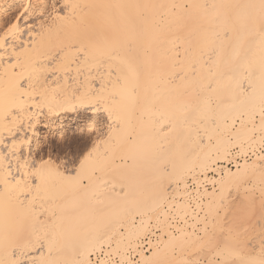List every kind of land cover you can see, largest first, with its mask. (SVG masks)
Wrapping results in <instances>:
<instances>
[{
  "label": "bare ground",
  "instance_id": "obj_1",
  "mask_svg": "<svg viewBox=\"0 0 264 264\" xmlns=\"http://www.w3.org/2000/svg\"><path fill=\"white\" fill-rule=\"evenodd\" d=\"M3 1L10 7L3 13L0 11V27L18 9L21 10L20 16L28 13L33 22L7 38L0 36V264H93V257L102 253L106 255L105 252L108 254L101 264H132L125 254L127 246L134 242L135 248V241L145 235L152 221H160L162 234L149 253L140 250V246L134 249L139 257L138 264H192L181 253L189 246L197 248L207 245L216 249L208 264H235L234 257L240 258L239 264H263L256 246L248 247L236 243L238 238L233 240L231 236L227 238L229 235L222 236V218L220 220L219 214L221 210L223 212V205L231 191H251L252 184L264 192V161L260 160L264 156L257 154L252 160L245 159L235 169L218 166L220 170H214L218 177L214 179L217 185L214 190L202 186L205 182L202 177L195 180L193 177L197 174L207 175L215 165L228 162L233 156L234 146H238L240 151L237 152L245 156L249 150L254 151L264 143V34L260 33L264 0H65L68 7L62 15L55 10L56 0H33L36 8L31 7L34 6L31 0H0V3ZM73 48L82 52L83 56H78L79 60L76 56L80 54H75ZM157 67L163 69L162 77L155 85H151L150 75ZM100 68H105L107 75L112 72L111 69H116L120 79L115 77L116 80L113 78L114 81L106 82L105 86L93 85L91 77L95 72H89ZM71 71L84 74L80 82L78 80L71 84L67 80L66 75ZM168 74H171V78ZM95 85L99 89H95ZM175 87L179 89L177 103L174 99L177 92L173 91L177 90ZM162 92L165 103L169 102L170 105L162 119L167 132L161 136L162 157L159 159L161 162L162 158V163L169 168L165 170L163 167L166 166L163 165L160 169H154V172L151 170L155 178L160 180L153 187L155 190L160 189L162 180L174 185L173 200L168 202V208H176L174 212L177 219H191H186L184 226L176 227V232L170 231L166 224L168 214L161 209L167 196V188L163 187L156 191L157 195L150 196L152 200L148 204L137 201L143 198L140 192L137 195L135 191L136 198L121 194L131 199L114 212L113 218H117L118 222H112L113 225L108 222L110 225L105 231L96 230L91 232L92 236L88 233V238L81 236L78 240L73 239L81 233H76V227L72 230L74 233H69L73 237L62 234L66 239L72 238L67 239L71 242L58 236L65 229L63 221V224L56 226L59 232L54 230L55 226H51L52 238L48 235L52 229H48L45 235L48 239L44 242L16 241L17 234L11 235L10 230H18L21 223L16 221L18 217L15 220L11 218L14 209H18L15 211L17 213L21 208L24 209V205L30 206L41 201L39 197L52 193L54 198L56 193L58 197V194H73L82 196V199L90 198L91 193L100 187L101 175L108 172L105 171L107 167L112 169L114 177L124 179L123 170L131 169L134 162L120 157L126 153H129L127 157L130 156L136 144L141 143H138L140 140H144L145 148L149 144V130L145 135L140 134V137L136 134L138 129L134 132L136 137L132 131L139 126L137 121L141 123L146 116L151 118L153 102L160 98ZM96 102L104 104L110 119H115L111 123L115 125L109 127L108 140L118 146L113 147L119 149L115 151L116 158L115 154L100 157L101 160L95 157L88 169L85 163L78 164L72 157L59 161L52 158L42 160L40 152L43 146L40 142L29 148L32 139L39 138L42 130L48 131L58 123L78 124L84 114L74 109L80 107L89 110V106ZM95 108L90 112L95 113ZM136 111L139 114L137 117L134 114ZM255 131L261 132V137L253 138ZM100 136V132L96 133L93 141H100ZM120 150L125 153L121 154ZM95 153L94 156L100 155L98 151ZM160 153L157 156H161ZM155 159L152 164L148 151L149 163L145 160L148 166L153 168L152 165H159L158 157ZM136 161L139 165V160ZM95 170H98L97 173ZM134 171L138 172V169ZM190 177L198 186L194 195L199 201L196 211L202 205L205 207L201 218L200 212H195V215L189 210L186 201L192 196L187 182ZM131 178L137 179V184L142 180L140 174L139 177L126 179ZM103 179L105 182L108 178ZM112 179L111 182L118 184L119 181L114 182L116 179ZM138 186L136 190L141 187ZM109 193L103 191L105 196L108 194L112 199V191ZM116 198L120 201L118 196ZM250 200L252 202L253 198ZM114 204L115 200L112 206ZM91 205L88 204V207ZM67 214L63 217H67ZM259 215L264 216V206ZM136 216L141 218L138 224L134 223ZM19 220L21 222L22 219ZM191 221L203 222L201 232L204 237L195 233L193 229L196 224ZM11 222L18 224L13 225ZM207 226L210 228L209 233ZM121 228L126 230L124 238L120 233ZM228 231L231 233V228ZM9 235L15 241L11 237L9 240ZM112 235H117V239L113 238L116 239L113 242L115 246L111 243ZM111 245V251L103 250L105 252L99 254L103 247ZM243 249L245 253L240 252Z\"/></svg>",
  "mask_w": 264,
  "mask_h": 264
},
{
  "label": "rangeland",
  "instance_id": "obj_2",
  "mask_svg": "<svg viewBox=\"0 0 264 264\" xmlns=\"http://www.w3.org/2000/svg\"><path fill=\"white\" fill-rule=\"evenodd\" d=\"M6 1H3V2H1L0 3V11L3 13V12H5L6 10H7V8H9L10 6H9V4L7 3ZM31 3L32 4H34V6H31L32 8H36V3L33 1V0H31ZM65 3V4H64ZM55 5H56V8H55V10H57V13H59V14H64L65 13V11H67V9H66V7H68V5H67V3L65 2V0H56V2H55ZM9 6V7H8ZM60 6V7H59ZM63 7H65V8H63ZM82 8H83V6H82ZM66 9V10H65ZM80 9H81V7H80ZM20 9H18L17 11H15L14 13H16V14H13L12 16L10 15V17H8V18H6L5 19V23H3L4 25H2V27H0V36L1 37H9V36H11L12 34H15L16 32H19V30H21V28L22 29H24L25 28V26H27L29 23H32L33 22V20H31V18H29L30 16L28 15V13H26L27 14V16H25L26 14H23L22 16H20L19 14H20ZM49 11H51V8H49ZM0 12V13H1ZM18 16H20V17H18ZM25 16V17H24ZM29 16V17H28ZM27 17V19H25ZM16 18H17V20H16ZM263 19H264V17H263ZM263 19H261V22H262V24L260 23V25H261V29H260V33L261 34H264V20ZM13 20V21H12ZM28 20V21H27ZM30 21V22H29ZM32 21V22H31ZM25 22H28V23H25ZM24 23V24H23ZM6 25V26H5ZM21 25H22V27H21ZM25 25V26H24ZM259 25V26H260ZM16 28H18V29H16ZM18 30V31H17ZM263 37H264V35H263ZM130 48L131 47H133V46H129ZM74 48L75 49H77V47L76 46H74ZM73 48V49H74ZM130 48H127V49H129V50H131ZM74 49V50H75ZM76 51V52H75ZM75 51H73V52H75V54L77 53V54H80V55H77L76 56V58H77V60H79V57L78 56H80V58L83 56V54H82V52L80 51V50H75ZM138 68V67H137ZM158 68V67H157ZM155 69L154 68V70H155V72L153 71V74L152 75H150V77H151V81H152V84L151 85H155V83L157 82V80L160 78V77H162V70L163 69ZM101 69V68H100ZM98 70L97 69V71H95V69H92L91 71L92 72H89L90 74L91 73H93V70H94V72H95V74L93 75V77H91V81H92V83H93V85L94 84H97V86L99 87V86H101V85H103V86H105L107 83H109V81L110 82H112V79L114 78L115 80L120 76L119 74L118 75H116V72H115V70L116 69H111V73L110 74H108L107 75V73L105 72L106 70H105V68L103 69H101V70ZM145 70V68H143L142 67V70ZM104 70V71H103ZM123 70V69H122ZM142 70H140V71H142ZM100 73H99V72ZM101 71H103V72H101ZM165 71V70H164ZM75 72V71H74ZM73 71H71V72H68V74L66 75V77H67V80H69V82L72 84V83H75L76 81H78L79 80V82H80V80H81V78L83 77V73L81 74V73H74ZM105 72V73H104ZM161 74H160V73ZM103 73H104V75H105V78H104V75H103ZM177 74H178V71L176 72ZM72 74V75H71ZM73 74H75V75H73ZM80 75V76H78V75ZM89 74V75H90ZM172 74V73H171ZM171 74H168L167 76L169 77V78H171L172 76H173V74L171 75ZM77 75V76H76ZM82 75V76H81ZM99 75V76H98ZM114 75V76H113ZM169 75H171V77L169 76ZM176 75V74H175ZM174 75V76H175ZM70 77V78H69ZM76 77V78H75ZM106 77H108V78H106ZM115 77H117V78H115ZM76 79V80H75ZM93 79V80H92ZM114 79H113V81H114ZM119 79H120V77H119ZM71 80V81H70ZM96 80V81H95ZM101 81H103V82H101ZM154 81V82H153ZM107 82V83H106ZM97 86L95 85V89H99V88H97ZM176 88V87H175ZM177 90H173V91H177L175 94L176 95H174L176 98H174V99H176V103L179 101V94H177V93H179L178 92V87L176 88ZM159 90H157V92H158ZM161 92V91H160ZM158 94H160V93H158ZM163 94V92L160 94V98L158 97V100L156 99V101H154L153 102V105H152V110H151V112H152V114H151V118H149L148 119V117L146 116V118H145V120H140L141 121V123L139 122L138 123V121H137V123L136 124H138L139 126H135L136 128H134L133 129V131H132V135H133V133L135 132V129H136V131H137V129L139 130V131H137L136 132V134L137 135H139V137H140V134L142 135V134H146V132L149 130V134L148 135H151V137H150V142H149V144L147 145V146H150V147H147L146 146V148L144 147V144H145V142H144V140H140L138 143H140V144H136V146L137 147H135L134 148V152H132L131 154H130V156H128L127 157V155L129 154V153H126V154H123L124 156H122V157H120V158H125V159H127L128 161H133L134 162V166L131 168V169H129V170H123L124 172H122V175L123 176H125L124 177V179L122 178V180L120 179V178H117V177H114V173H113V171H112V169L110 168H108L107 167V170L105 169V171H108L106 174L105 173H103V175H101V177L98 175V178H101L100 179V182H101V180H102V183H101V185H100V187L98 188L97 187V191L96 192H93V194L91 193V197L90 198H87V197H85L84 199H82V196L80 197H78V196H76V195H71V196H67V195H65V194H62V195H60V194H58L59 195V197L57 196V193H56V196H55V198H54V196L52 197L51 195L53 194H49V195H47V196H43V197H39V199H41V201H37L36 203H33L32 205H28L27 207L24 205V209L23 208H21V207H19V208H21L17 213L15 212L16 210H18V209H14V211H13V214L11 213V218H13L14 220L18 217V219H16V221L18 220V222H19V224L21 225H19L20 226V228H19V226H18V230H15V229H11L10 231H11V235H12V233L13 234H17V236L19 237H16L15 239H17L16 241H21V242H27V241H33V242H44V241H46V239H48L47 238V236H45V235H47L48 233H47V231H48V229L50 230V229H52V230H50L49 232V234L48 235H50L51 237H49V238H52V234H53V228L52 227H54V230L56 231L57 229H56V226L57 225H60V224H63L64 223V225H65V229L63 228V230H57L60 234L58 235V236H62L61 238H64L63 236L64 235H62V234H64L65 233V236L66 235H68L69 233H74L73 231H74V228L76 227L77 228V230H75L76 231V233H80V234H78V235H76V237L74 236V238L73 239H77L78 240V237H81L82 236V238L85 236L86 237V235L89 233L90 235H91V232H93L94 233V231H96V230H99V231H101V232H103V230L105 229H107L108 227H109V225L111 224V225H113V224H115V223H117L118 222V219L117 218H113V217H115L114 216V212H117V211H119L120 210V208L122 207V204L123 205H125L126 203H128V201H130V199H131V197H129L130 199H128V198H126L125 196H123V195H121V194H124V195H126L127 197H128V195H132V196H134L133 198H136V192L135 191H137V195H140L139 194V192L141 193V196L143 197H141V196H139V198L141 197L142 199H136L137 201H139L140 200V203H141V201H142V203H146V204H148L152 199V196H155V195H157L158 193H156V191L157 190H160L161 188H163V187H166L167 188V191H166V193H167V196H166V199H165V201H164V204H163V206L164 207H161V209L162 210H165L164 212L165 213H167L168 214V219H167V221H166V224H167V227L169 228V229H171L172 228V225L170 224L171 222H173L174 221V219L173 218H175L176 217V215H175V210L174 209H176V208H174V209H169L168 207V202H170V200L172 201L173 199V197H171V196H173V192H174V185L172 186V185H170V183L169 182H166L165 180L163 181L162 180V185H160L161 187H160V189H157V190H155V188L153 187L154 186V183H156L157 182V180L158 181H160L159 180V178L157 179V178H155V174H152V172H151V170L154 172V169H160V168H162L163 167V165L164 166H166V164L165 163H162L163 162V159L161 158V162H160V157H162V152L160 153V151H161V146L163 145V144H161V142H162V140H163V137H161L162 135H164L166 132H167V126L164 124V123H162V119L164 120V114L165 113H167V111H168V108H169V105L170 104H168V103H165V97H164V95H162ZM163 96V97H162ZM156 97V96H155ZM154 97V98H155ZM173 98V97H172ZM97 104V105H96ZM102 103H100V102H96L95 104H91L90 106H89V110L87 109H84V108H80V107H77L76 109H74L75 111H77V112H80L81 114H84V118L82 119V121H80V122H78V124L77 123H75V124H71V125H67L68 123H64V124H60V123H58L54 128H51V129H49L48 131H45V130H42L41 131V135H40V137L39 138H37V139H32V143L30 144V147L29 148H32L36 143L38 144L39 142L40 143H42V146L43 147H41V152H40V154H41V158H42V160H47V159H49V158H52V159H54V160H57V161H59L61 158H70V157H72V158H74V159H76V163H78V164H81V162H83V163H85V167L87 166V168L89 169V168H91V162H94L95 161V157L96 158H100V157H103V156H105V157H107L108 155H114L115 156V158H116V153H115V151L117 152V151H119V149L117 150L116 148H118V146L115 144V143H113L112 141H109L108 140V137H109V127H112V125H115V124H111L113 121H115V119H110L111 117H110V115H109V112H107V110H106V107H104V104H102ZM94 107H96L95 108V113H92V112H90L91 111V109L92 108H94ZM165 108H167V109H165ZM138 112L136 111L134 114L136 115ZM158 113V114H157ZM139 114H137L136 115V117L138 116ZM134 116V115H133ZM140 117V116H139ZM134 118V117H133ZM135 120V119H134ZM143 122H146V123H148V124H145V123H143ZM132 123H135L133 120H132ZM144 124V125H143ZM256 124H258V123H256ZM143 125V126H142ZM152 125V126H151ZM89 126H91V127H94L96 130L94 131V132H85L84 131V129H86L87 127H89ZM142 126V128H140ZM144 126H147V127H145L144 128ZM153 126H155V128L153 127ZM133 127H134V125H133ZM142 129V131L140 130V129ZM146 128H147V130H146ZM149 128V129H148ZM145 129V130H144ZM156 129V130H155ZM102 130V131H101ZM101 133V136H100V141H98L99 142V145H98V142H96V141H93V137L96 135V133ZM105 132V133H104ZM109 132V133H108ZM152 132V133H151ZM135 133H134V137H136L137 135H136ZM261 132H259V131H255L254 132V135H253V138H258V137H261ZM144 138V137H143ZM140 139V138H139ZM142 139V138H141ZM159 139V140H158ZM137 140H138V138H137ZM161 141V142H160ZM111 143V144H110ZM160 143V144H159ZM69 144H71L72 145V147L71 148H69L68 147V145ZM99 146V147H98ZM264 146V143L263 144H261V145H259V146H257V147H263ZM113 147H116L115 149L113 148ZM141 147H143V148H141ZM237 147V148H236ZM110 150H109V149ZM101 149H102V151H101ZM135 149H136V151H135ZM233 149L236 151V150H239V148H238V146H234L233 147ZM232 149V151H234ZM114 150V151H113ZM142 150V151H141ZM149 151V153H150V156H151V161L150 162H152V164L154 163L153 161H156L157 159H155L154 160V158H156V157H158V163H159V165L157 164V166H159V168H155V167H157L156 165H152V164H150V165H152V167L153 168H151V166H148L149 164H147V162L149 161L148 160V151ZM99 152L100 153V155L97 157V156H94L96 153L95 152ZM124 150H122V152H121V150H120V152H121V154L122 153H125V151L123 152ZM137 151H139V152H137ZM240 151V150H239ZM249 151H251V150H249ZM109 152H110V154H109ZM112 152V153H111ZM137 152V153H136ZM94 153V154H93ZM136 153V154H135ZM160 153V155L161 156H157V154H159ZM89 154H91V155H93V157L92 156H90ZM118 154H120V153H118ZM117 154V155H118ZM120 154V155H121ZM232 154H233V152H232ZM98 155V154H97ZM102 155V156H101ZM112 155V156H113ZM119 156V155H118ZM118 156H117V159H118ZM66 158V159H67ZM142 158H144V159H142ZM94 159V160H93ZM132 159V160H131ZM99 160H101V158L99 159ZM136 160H139L138 161V163L140 162V163H145V164H147V165H145V164H140L139 163V165L137 164V161ZM147 162H146V161ZM252 160V159H251ZM261 161H264V159L262 158V159H260ZM78 161V162H77ZM142 161V162H141ZM250 162H252V161H250ZM149 163V162H148ZM157 163V162H156ZM138 166H137V165ZM141 165V166H140ZM218 166H222L221 165V163H219L218 165H215L214 167H213V169L212 170H210L208 173H207V175H202V174H197V175H195V177H193L194 178V180L195 179H201V177L205 180V181H209L210 183H211V187H206L208 190H214L215 188H217V185H216V183L214 182V179H217L218 177H217V175L215 174L216 173V171H214L215 169H218V170H220V168H218ZM95 167V166H94ZM94 167H92V168H94ZM129 168V167H128ZM143 168H144V171H143ZM148 168V169H147ZM151 168V169H150ZM165 170H167L169 167H163ZM87 169V170H88ZM137 170L138 169V172L137 171H134V170ZM145 169H146V171H145ZM140 170V171H139ZM97 171L98 170H95V173H97ZM148 171H149V173H148ZM151 172V173H150ZM145 173L147 174L146 176H144L145 175ZM105 174V175H104ZM139 174L141 175V178H142V180H144L145 179V181L143 182L142 180H141V178H140V182H142L141 183V185H139V183L137 184V182H138V180L136 179H126V178H128V177H139ZM108 175V176H107ZM149 175H152V176H154L153 178H152V176H149ZM143 176V177H142ZM205 176V177H204ZM103 177L105 178H108L107 180H105V182L103 181L104 179H103ZM109 177H111V178H109ZM149 177V178H148ZM208 177V178H207ZM112 178H114V179H116V180H114V179H112ZM148 178V179H147ZM191 178L192 177H190L188 180H187V182L189 181V180H191ZM192 178V179H193ZM111 179L112 180H114V182H116V181H119L118 182V184L120 183V185H118V184H114L113 183V181L111 182ZM122 181V182H121ZM133 181V182H132ZM136 181V182H135ZM155 181V182H154ZM214 182V183H213ZM121 183L123 184V185H121ZM158 183V182H157ZM160 183V182H159ZM168 183H169V186H168ZM100 184V183H99ZM150 184V185H149ZM248 185H249V182L247 183ZM109 185V186H108ZM141 186V187H139V186ZM252 184H250V187H251V191H250V189L247 191H244V190H238V191H231L230 192V194H228V196H227V199H226V201H225V204L223 205V207H225L224 209H223V212H222V210L220 211V214H219V217H220V220H221V218H222V220H221V225L223 226V228L221 229V231H222V236L224 235L225 237H227L228 235V237L227 238H229L230 236V239L233 237V240H235L236 238H238V239H236L235 241H236V243H241L242 245H244L245 244V246H248V247H252V245L255 247H257V250H258V252H259V256L262 258V262H263V264H264V216L263 217H258V216H260L259 214H260V212H261V208L264 206V204H263V201H264V192H263V190H261V189H257L255 186L253 187V185L251 186ZM104 186V187H103ZM108 186V187H107ZM137 186L139 187V190H136L137 189ZM150 186L151 187H153V188H151V189H149L150 188ZM181 185H179L178 187H180ZM214 186V187H213ZM111 187V188H110ZM170 187V189H168ZM127 188V189H126ZM159 188V187H158ZM260 188V187H259ZM113 189V190H112ZM116 189V190H115ZM146 189H147V191H146ZM154 189V190H153ZM123 190V191H122ZM134 190V191H133ZM253 190V191H252ZM103 191L104 192H110L111 193V191H112V196L114 195V197H115V199H114V197H112V199H111V197L110 196H108V194H107V196H105L104 194H103ZM131 191V192H130ZM146 191V192H145ZM261 191V192H260ZM149 192H151V193H149ZM154 192V193H153ZM263 192V193H262ZM68 193V192H67ZM109 193V194H110ZM127 193V194H126ZM130 193V194H129ZM191 193H193V192H191ZM246 193V194H245ZM250 193V194H249ZM69 194V193H68ZM71 194V193H70ZM103 194V195H102ZM65 195V196H64ZM121 195V196H120ZM194 195H196V194H194ZM248 195H251V196H249L248 197ZM87 196H90L89 194L87 195ZM101 196V197H100ZM105 196V197H104ZM118 196V198L120 199V197H122L125 201H123V199H120V201L119 200H117V197ZM120 196V197H119ZM150 196H151V198H150ZM244 196V197H243ZM253 196V197H252ZM67 197H69V198H67ZM110 197V199L108 200V198ZM147 197H149V199L147 198ZM253 198V200L254 199H256V200H252V202H251V200L250 199H252ZM64 198H67V199H65V202L63 203V204H61L64 200ZM100 198H102V199H100ZM105 198V199H104ZM132 198V200L133 201H135V199H133ZM137 198H138V196H137ZM193 198V199H192ZM259 198V199H258ZM23 199H25V197H23ZM98 199V200H97ZM195 199V200H194ZM246 199H247V202L249 203H247L246 202ZM26 200V199H25ZM102 200H104L105 202L103 203L102 202ZM115 200V204L112 206V204H113V201ZM250 200V201H249ZM117 201H119V203L118 204H116V202ZM187 201V203H188V206H189V210H191L192 212H193V214H195V215H197L199 212H200V215H199V217L202 215V213L204 214V211H205V207H204V205H202L201 206V208H200V210L198 209V211H193V209H192V207H194L195 208V210H197V202H199V201H197V198H196V196H195V198L193 197V196H190L189 198H188V200H186ZM42 202V203H41ZM59 202V203H58ZM88 202V203H87ZM124 202H125V204H124ZM148 202V203H147ZM237 202V203H236ZM246 202V203H245ZM255 202V203H254ZM260 202V203H259ZM38 203V204H37ZM40 203V204H39ZM103 203V204H102ZM196 205H195V204ZM230 203H231V205H230ZM239 203V204H238ZM81 204V205H80ZM88 204L89 205H91V206H89L88 207ZM100 204H102V206L100 205ZM193 204H194V206H193ZM200 204V203H199ZM234 204V205H233ZM236 204H238V205H236ZM259 204V206L257 207V205ZM67 205V206H66ZM85 205H87V208L85 207ZM97 207H96V206ZM109 205H111L110 206V208H109ZM116 205H118V207H116ZM121 205V206H120ZM230 207H229V206ZM233 205V206H232ZM245 205H246V207H245ZM249 205V206H248ZM255 205V206H254ZM33 206V207H32ZM53 206H55V207H53ZM83 206V207H82ZM100 206V207H99ZM238 208H237V207ZM262 206V207H261ZM11 207V206H10ZM35 207V208H34ZM79 207V208H78ZM106 207V208H105ZM233 207H234V209H233ZM249 207V208H248ZM253 207V208H252ZM5 208H7L6 206H5ZM60 208V209H59ZM95 208V210H93ZM104 208V209H103ZM117 208V210H115ZM236 208V209H235ZM251 208V209H250ZM254 208L255 209H257V210H254ZM29 210V212H28V210ZM71 209H73V211L76 213V215H75V213H73V211L71 210ZM77 209H79L78 211H77ZM88 209V210H87ZM92 209V210H91ZM252 209H253V212H252ZM259 209V210H258ZM10 210V209H9ZM27 210V211H26ZM76 210V211H75ZM114 210V211H113ZM224 210L225 211H227V212H224ZM20 211H22V212H20ZM24 211H26V213L24 212ZM81 211H82V213H81ZM90 211H93V212H90ZM102 211V212H101ZM113 211V212H112ZM246 211V212H245ZM258 211H259V213H258ZM173 212V213H172ZM195 212H197V214L195 213ZM236 212V213H235ZM252 212V213H251ZM256 212V213H255ZM22 213V214H21ZM68 213V214H67ZM71 213V214H70ZM101 213V214H100ZM112 213V214H111ZM229 213H230V217H229V219H228V215H229ZM237 213H239V214H237ZM248 213V214H247ZM251 213V215H249ZM10 214V213H9ZM60 214H62L61 215V217H60ZM66 214H67V217H63L64 215L66 216ZM70 214V215H69ZM73 214V215H72ZM228 214V215H227ZM231 214H232V216H231ZM234 214H235V216H234ZM255 214V215H254ZM58 215V216H57ZM97 215V216H96ZM111 217H110V216ZM223 215H225L224 216V218L226 219V220H223L224 218L223 217H221V216H223ZM227 215V216H226ZM249 215V216H248ZM73 216V217H72ZM85 216V217H84ZM108 216L110 217V218H108ZM9 217V216H8ZM25 217V218H24ZM97 217V218H96ZM172 217V218H171ZM227 217V218H226ZM232 217V218H231ZM237 217V218H236ZM249 217V218H248ZM22 219L21 220V222H20V220L19 219ZM55 218V219H54ZM58 218H59V220H58ZM87 218H88V220H87ZM177 218V217H176ZM175 218V219H176ZM201 218V217H200ZM251 218V219H250ZM67 219V221H65V220ZM89 219H90V221H89ZM113 219V220H112ZM141 218L140 217H138V216H136L135 217V220H134V223L135 224H138V221L140 220ZM163 218H161L160 220H162ZM187 219V218H186ZM186 219H179L178 221H180L179 223H182L181 224V226H184L185 225V221H187V220H190L191 218L189 217L187 220ZM232 219H234V220H232ZM246 219V220H245ZM247 219H249V220H247ZM48 220V221H47ZM61 220V221H60ZM108 220H110V221H108ZM232 220V221H231ZM53 223H52V222ZM60 221V222H59ZM64 221V222H63ZM89 221V222H88ZM104 221V222H103ZM232 222V223H229L228 224V222ZM248 221V222H247ZM250 221H251V223H250ZM262 221V222H261ZM14 222V221H13ZM58 222V223H57ZM63 222V223H62ZM84 222V223H83ZM108 222H110V224L108 223ZM112 222H113V224H112ZM194 221H191L190 223H193ZM233 222H235V223H233ZM247 222V223H246ZM254 222V223H253ZM12 223V222H11ZM60 223V224H59ZM66 223V224H65ZM102 223V224H101ZM159 223H160V221L158 222V221H152L150 224H149V227H148V230H147V232L145 233V235L144 236H142V237H140V238H138L137 239V241H135V242H137V244L134 246L135 248H137V246H138V244L140 243V241L141 240H143V239H145L146 238V236L148 235V233L150 232V230L151 229H153V228H155L156 229V231L158 230L159 231V233H158V239H159V236H160V234H162V232H161V225H159ZM195 224V226H194V231H196L195 233H197V234H199V236L201 237L202 236V233L203 232H201L202 231V227H204V224H203V222L202 221H200V222H194ZM223 223V224H222ZM226 223H227V226H226ZM13 225L14 224H18V223H12ZM53 224V225H52ZM81 224V225H80ZM88 224V225H87ZM108 224V225H107ZM235 224V225H234ZM247 224V225H246ZM87 225V226H86ZM101 225H103L104 226V228L101 226ZM33 226V227H32ZM35 226V227H34ZM52 226V227H51ZM78 226V227H77ZM85 228H84V227ZM89 226H91V227H89ZM154 226V227H153ZM225 226V227H224ZM235 226V227H234ZM15 227H16V225H15ZM39 227V228H38ZM48 227H50V228H48ZM80 227H81V229H80ZM88 227V228H87ZM102 227V228H101ZM197 229H196V228ZM208 228H207V232L209 233V226H207ZM238 227V228H237ZM83 228H84V230H83ZM87 228V229H86ZM94 228V229H93ZM101 228V229H100ZM190 228V227H189ZM188 228V229H189ZM231 228V233H229V229ZM233 228V229H232ZM25 229H27L26 231H25ZM79 229H80V231H79ZM88 229H89V231H88ZM238 229H239V231H238ZM73 230V231H72ZM104 230V231H105ZM190 230H192V229H190ZM33 231V232H32ZM86 231H88V232H86ZM170 231H172V230H170ZM211 231H212V229H211ZM232 231L235 233V232H237V234L235 233H232ZM82 232H83V234H82ZM173 232V231H172ZM47 233V234H46ZM75 233V234H76ZM92 233V234H93ZM120 233H121V235L123 236V238L125 237V235H126V230L125 229H123V228H121L120 229ZM231 234V235H230ZM11 235H9V240H11L10 239V237L12 238V236ZM20 235V236H19ZM23 235V236H22ZM32 235V236H31ZM70 236L69 237H73L71 234H69ZM90 235H88V236H90ZM204 235V234H203ZM238 235H239V237H238ZM241 235V236H240ZM16 236V235H15ZM32 237V239H33V237H34V239L32 240L31 239V237ZM58 236L56 237V238H58ZM92 236V235H91ZM243 236V237H242ZM116 237V239H117V235L115 236H113L112 235V241H111V243H112V245L113 246H115L114 245V243H115V241H116V239H113V238H115ZM202 237H204V236H202ZM241 237V238H240ZM86 238H88V237H86ZM85 238V239H86ZM235 238V239H234ZM15 239H13L12 238V240L13 241H15ZM20 239V240H19ZM64 239H66V238H64ZM67 239H72V238H67ZM66 239V240H67ZM80 239V238H79ZM222 239V238H221ZM69 240H67V242L69 241ZM77 240H75V241H77ZM139 241V242H138ZM69 242H71V241H69ZM114 242V243H113ZM72 243H74V241H72ZM134 243V242H133ZM133 243H131L130 245H128L127 247H128V250L126 251V256H127V254H128V252H129V250H131L132 248H133ZM240 244V245H241ZM247 244V245H246ZM112 245L111 246H109V247H103L102 248V250H101V252H99V254L100 253H102V252H105V251H103V250H106V251H108V250H112ZM250 245V246H249ZM131 246V247H130ZM245 246L243 247V248H245ZM248 247H246V248H248ZM254 247H252V248H254ZM255 247V248H256ZM135 248H133V250L135 249ZM193 247H191V246H189L187 249H185V251L183 252V253H181L188 261H190V263H192V264H208V262H209V260L210 259H212V257H213V254H214V252H215V248H214V246H209V245H207V246H202V247H197V248H193ZM245 248V249H246ZM245 249H243L244 251H241L240 250V252L241 253H245ZM110 250V251H111ZM190 250V251H189ZM178 251V250H177ZM186 252V253H185ZM113 253V252H112ZM96 254H98V253H96ZM95 254V255H96ZM105 254L107 255L108 253L107 252H105ZM109 254H111V253H109ZM176 254H178L177 252H176ZM192 255V256H191ZM195 255V256H194ZM202 255V256H201ZM196 257V258H195ZM91 259V258H90ZM233 259V261H235L237 264H239L238 262H239V259L240 258H237V257H234V258H232ZM119 260V259H118ZM235 263V264H236Z\"/></svg>",
  "mask_w": 264,
  "mask_h": 264
},
{
  "label": "built area",
  "instance_id": "obj_3",
  "mask_svg": "<svg viewBox=\"0 0 264 264\" xmlns=\"http://www.w3.org/2000/svg\"><path fill=\"white\" fill-rule=\"evenodd\" d=\"M257 154L264 156V146L263 147H260V148H258L256 150H254V151H249L245 156H242L241 154H239L237 152V150L236 151H233V156L230 158V160L228 162L222 164V168L235 169L245 159L246 160H251V159L255 158ZM215 174L217 175V173H215ZM202 186L211 187L212 185H211V183L209 181H205V182H203ZM188 190L190 192H193L192 193V196L195 197L194 194L198 190L197 184L194 181L189 180L188 181ZM192 209L194 211H196L194 207H192ZM178 220L179 219H177V220L174 219V221L171 222V225H172L171 230L173 232H176L177 231L176 227L181 226V224H182V223H179ZM158 233H159V231L158 230L156 231V229L153 228L148 233V235L146 236V238L140 241L142 243L141 244H138V247L140 246L139 247L140 250H142V251H144L146 253H149L152 250L153 245L158 241ZM127 255L129 256L130 260L132 261V264H138L139 263L138 262L139 261L138 254L135 253L134 250H132V249L129 250V252H128ZM105 256L106 255H104L102 253V254L98 255L97 257H93V264H101V261H102V259L105 258Z\"/></svg>",
  "mask_w": 264,
  "mask_h": 264
},
{
  "label": "snow or ice",
  "instance_id": "obj_4",
  "mask_svg": "<svg viewBox=\"0 0 264 264\" xmlns=\"http://www.w3.org/2000/svg\"><path fill=\"white\" fill-rule=\"evenodd\" d=\"M95 130H96V129H95L94 127H91V126H89V127H87L86 129H84L85 132H94ZM68 147L71 148L72 145L69 144ZM89 155H91V154H89Z\"/></svg>",
  "mask_w": 264,
  "mask_h": 264
}]
</instances>
